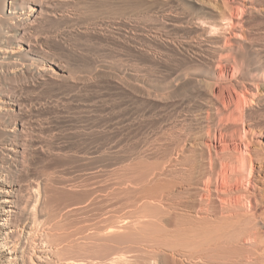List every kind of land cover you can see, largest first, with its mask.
Masks as SVG:
<instances>
[{"label": "bare ground", "instance_id": "6f19581e", "mask_svg": "<svg viewBox=\"0 0 264 264\" xmlns=\"http://www.w3.org/2000/svg\"><path fill=\"white\" fill-rule=\"evenodd\" d=\"M53 2L0 0V75L9 71L30 72L34 67L44 79L65 77L63 67L45 63L46 51L39 38L30 33L36 26L40 27L38 24L42 21L57 17L59 13ZM126 3L124 10L130 18L127 27L131 34L159 40L165 44L163 47L172 48L181 56V62L172 63L157 76L146 64L136 63L134 57L128 58L124 68L118 67L131 97L152 102L171 97L183 108L179 113L178 143L164 154V150L159 149L166 140L154 144V135L149 137L154 143L148 147L146 155L153 162L150 163L148 157L149 161L143 158L146 152H137L142 158H136L134 165L139 168L137 164H142V159L149 165L143 163L146 167L139 168L141 171L135 179L134 175H129L130 180L120 173L123 181H129L124 182V187V183H117L121 188L118 191L124 189L123 192L128 191L125 190L127 183L133 182L131 186L139 187L143 206L151 207L142 215L147 225L153 221L155 225L171 222L182 225L178 226L177 235L168 230L172 236L165 233L168 236L165 238L172 237L171 244L166 242V246L158 250L152 248L155 252H148V258L158 264H264V146L261 144L264 111H260L264 107V0H128ZM149 17L154 18L156 24L148 25ZM158 60L164 61L160 56ZM114 72L113 78L120 80L121 75L116 78L119 73ZM19 95L13 89H0V264H72V259L60 256L63 245L57 241L61 234L56 233L57 229L61 230L59 219L66 213L61 212L65 206L52 202L54 209L50 203H44L49 200L47 190L42 189L43 193L46 191L43 195L40 180L35 179V187L29 178L32 172L27 174L31 161L30 141ZM146 127L144 129H148ZM141 133L144 132L141 130ZM142 139L141 144L151 142ZM141 144L138 143L139 151ZM159 152L164 155L159 156ZM119 169L112 170L115 176ZM22 172L27 174V179H20ZM170 172L177 179L171 177ZM111 175L113 177V173ZM47 176L44 175L45 180ZM118 178L112 179H117L115 183L122 181ZM115 185L105 188L118 189L113 188ZM113 190V193L108 190L112 198L107 193L110 198L104 195L109 203L118 192ZM90 194L88 191L87 195ZM42 196L46 197L45 201ZM57 204L64 208L56 210ZM54 234L55 239L60 235L57 243H53Z\"/></svg>", "mask_w": 264, "mask_h": 264}, {"label": "rangeland", "instance_id": "374dc122", "mask_svg": "<svg viewBox=\"0 0 264 264\" xmlns=\"http://www.w3.org/2000/svg\"><path fill=\"white\" fill-rule=\"evenodd\" d=\"M126 2L128 0H54L53 3L56 7H54L55 5L53 7L59 13L57 17L42 21L41 25L38 24L40 27L36 26L37 28L32 29L30 33L31 36L35 34L34 36L39 38L40 45L42 44L41 47L46 51V54H44L45 63L53 67H56L55 64L63 67L66 70L65 77L59 79L47 77L44 79L42 75L34 70V67L33 71L30 72L15 71L13 73L16 75H13L12 71H9L0 75L1 90L13 89L17 94H20V102L23 107L22 118L28 125L27 137L30 141L29 155L31 158L28 157L31 160L29 165V169L30 167L31 169H28L27 174L32 172L29 178L34 181L33 183L31 180L33 185L36 183L35 179L40 180L39 189L41 192L44 189L47 190L45 192L49 195H46L49 200L42 196L43 201L46 200L44 203H50L53 208L55 204L52 202L62 203L61 205L65 206V210L61 206L62 210L59 208L60 204H57L58 209L56 208V210L61 209L62 213L66 212L63 213V216L66 215L59 219L62 224V226L59 224L61 230L57 229L56 231L59 232H55L61 234L62 237L61 239L58 234L56 237V239L60 237L57 241L62 242V244H60L61 242H58V244L63 245L61 251L63 253L60 252V256L63 259H72V264H75L74 262L76 264H158V261L148 258L150 257L149 254L155 252V249L152 248L158 250L164 248L168 243L171 244L172 237H170L171 239L165 237L168 238L173 232L172 235H175L176 232L178 234L179 227L182 226L180 224L175 225L174 222L170 224L156 223L155 225L154 221L152 223L148 222L147 225L142 215L146 213L144 210H149L151 207L143 206L142 200H140L139 187L136 189L137 185L135 184L136 187L135 185L131 186L134 183L129 182L130 186L128 183L126 184L129 188L125 187V190L128 191L123 192L124 182H128L127 179H132L129 175H134L133 179H135L137 172L143 169L141 167L145 168L149 163H144L146 162L145 159L147 157L149 160L152 159L146 155L153 145L151 143L161 144L166 140L161 145L166 147L159 149V151L164 150V152L162 151L164 154L178 143L177 129H179L180 114L183 112V108L177 104L174 98L170 97L168 100L152 102L139 99V97H131L127 92L128 90H126L123 81L125 79L122 78V72L118 67L124 68L130 57H134L133 59L139 65L145 66L146 64L145 67H148L151 71L153 70L154 72L151 73L157 76L161 75L164 72L163 69L169 67L172 63L181 62V56L176 50L174 52L172 48L163 47L165 44H162L159 40L145 36L140 37L137 33H135L136 35L131 34L127 27L130 18L124 10L127 5ZM153 19L149 17L147 24H156V20ZM177 55H179L178 58ZM159 56L164 61L158 60ZM114 71L119 73L116 78L121 75L120 80L113 78L116 74ZM260 111L263 112L264 107ZM145 127L148 129H144ZM141 130L144 133L145 131L148 132L145 133V138L151 140L149 145L141 144V139L144 136ZM149 137H152L155 141L152 138L149 139ZM145 138L143 137L144 140H142L148 141ZM155 138L160 139L159 142ZM138 143L141 144V151H139L140 146ZM261 144L264 146V140H261ZM142 145L146 147L143 146L144 149H142ZM137 152H146V156L143 155L144 153L141 154L145 158L142 159L144 160V164H142L146 166H142L141 163L137 164L141 169L134 165L137 159L142 158ZM162 152H159L160 155H158H164ZM151 162L153 161L150 160ZM114 163H116V166H113ZM129 164H133V166L131 167ZM115 167L123 169L122 171L119 169L120 172H117V176L119 177L120 173L123 177L127 176L125 181H123L120 174L119 178L123 182H114L117 179L113 180L112 178H118L115 176L116 173L112 172ZM128 169L129 173L127 172ZM131 171L133 172L131 173ZM172 172L169 174L172 173L175 176V172ZM112 173L113 177H111ZM27 174L23 173L20 179H27ZM47 174L49 175L47 176ZM172 174L170 176L174 177ZM44 175L47 176L46 180L48 182H45ZM40 177L41 179H39ZM119 178L118 180H120ZM112 183L117 185L113 188L118 187L117 183L124 184L123 187L121 186L122 191H118L121 190L119 187L114 189L118 192H116L113 199H109L110 204L107 198L111 196L113 189L105 187L108 185L112 187ZM104 189H107V191ZM64 190L65 193H63ZM108 190L112 193H108ZM88 191L91 192L90 195H87ZM102 191L105 194H102ZM45 192H42L43 195L46 194ZM72 192L75 193L72 194ZM118 193L121 195H118ZM68 194L70 195L68 196ZM77 196L80 197L79 201ZM121 197L123 199H120ZM91 198L93 199L91 200ZM52 199L54 200L52 201ZM64 199H67V202ZM70 199L74 202H71ZM90 201L96 203L93 204ZM50 204L49 207H51ZM87 204L92 208L96 204L98 206L100 204V206H96L92 210ZM42 206L44 205L42 204ZM47 206L45 204V208ZM69 209L70 212H67L66 210ZM44 210L46 211V209H43V213H45ZM117 210L121 211L120 214ZM115 213L119 214V217ZM111 215L113 218H111ZM61 219L62 221H60ZM171 227H174V229ZM168 230L172 233L169 234ZM165 233L168 236H165ZM53 236L54 243L56 234ZM108 236H110L109 239ZM53 264L61 263L56 262Z\"/></svg>", "mask_w": 264, "mask_h": 264}]
</instances>
